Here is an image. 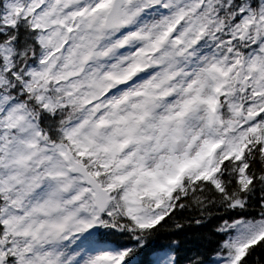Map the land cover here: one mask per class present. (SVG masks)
Here are the masks:
<instances>
[{
    "label": "snow or ice",
    "instance_id": "1",
    "mask_svg": "<svg viewBox=\"0 0 264 264\" xmlns=\"http://www.w3.org/2000/svg\"><path fill=\"white\" fill-rule=\"evenodd\" d=\"M0 264H264V0H0Z\"/></svg>",
    "mask_w": 264,
    "mask_h": 264
}]
</instances>
